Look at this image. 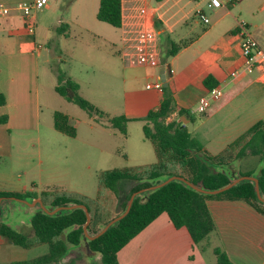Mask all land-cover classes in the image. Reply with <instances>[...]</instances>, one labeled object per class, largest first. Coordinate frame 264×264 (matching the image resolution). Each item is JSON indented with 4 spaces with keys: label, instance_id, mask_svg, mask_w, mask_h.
Masks as SVG:
<instances>
[{
    "label": "crops",
    "instance_id": "crops-1",
    "mask_svg": "<svg viewBox=\"0 0 264 264\" xmlns=\"http://www.w3.org/2000/svg\"><path fill=\"white\" fill-rule=\"evenodd\" d=\"M24 1L31 2L32 0H0V4L15 6ZM87 2L89 0H72L70 6L73 7L77 4L78 11L81 12ZM92 2L95 5L93 10L97 19L95 27L90 28L80 22L77 24L88 28L89 31L110 43H115L118 37L122 44V27H115L120 34L114 36L113 31L102 24L106 22L100 21L97 17L100 0H92ZM208 2L209 0H163L161 2L155 0H122V8L125 9L126 13L133 11L137 5H146L151 21L155 26V21L159 23L156 28L159 33L161 49L166 41L170 46L172 42L177 43L176 39L186 43V45L175 55L165 59L162 49L161 63L156 67L125 64L124 80L129 96L126 100L124 113L117 115H124L130 121L141 122L143 130L144 123L141 118L147 116L150 111L158 109L168 98L172 99L173 110L167 117V121L169 118L181 119L180 111L182 110L193 113L199 98L208 93L209 86L212 84L224 88V97L212 102V105L215 104L216 106L225 105L252 87L255 89L261 85L259 81H262L260 76L264 72L263 67L258 68L253 74L239 77H232L231 73L240 70L244 65L241 37L238 33L239 22L248 23L252 35L264 51V0H225V6L219 8H210ZM48 4L49 2L44 8L34 11L36 18L35 34L28 31L26 22L19 11H14L11 16L0 18V93H4L6 96V104L0 106V118L4 116L8 118L6 122H0V143L10 137L14 126L24 129L31 127L40 117V94L33 75L37 71L38 56L42 48H35L36 44L40 43V33L43 31L44 37L47 38L49 37L47 32L55 30L59 35L68 38L71 37V24L67 22H78V18H71L66 21V17H62L58 20V27L56 28L52 18L49 20L48 16H45ZM198 10H202L206 16H208L206 10H212L215 16L214 22L212 23L208 16L210 22L205 24L197 15ZM197 24H203L205 28L185 42L189 32H196ZM42 28L43 30H41ZM167 68H170L171 72H168L166 79H164ZM3 75H5L4 79ZM158 76L164 82L163 91L147 88V84L156 81ZM207 79H209V84H206ZM206 114L209 115V113ZM258 121H264L262 114L248 122L246 131ZM107 126L111 125L108 123ZM236 139L229 140L234 142ZM139 144L140 149L137 151L136 160L131 167L135 168L134 172L147 176L148 172L160 163V153L153 141L146 137L140 138ZM239 149V146L234 147L232 152L222 157L221 155L227 150L225 148L221 153L212 156L217 158L218 166L228 168L232 175L239 174L238 172H242L241 169L236 170L234 167V164L240 167L242 163L243 158L238 159L236 157ZM204 150L206 151L205 147ZM163 163L161 172L173 170L186 174L184 170L179 169L178 164L172 163L167 158L163 159ZM261 167H259L258 173H260ZM0 190L9 191V189L3 188ZM106 191H108L107 196L96 198L99 199L98 204L92 206L84 202L91 210V229L95 227L102 229L100 224L116 217L114 215L117 214L118 197L114 191L107 187ZM107 197L110 198L108 201L111 204L106 207L104 212H108V214L104 216L99 211L104 206L102 199H107ZM34 198L36 196L32 199ZM207 204L216 224V231L208 239L199 245H195L186 227L177 228L168 214L162 213L118 252V264H215L216 256L213 251L215 246H220L236 264H264V214L249 202L241 199H208ZM110 213L112 214L111 217H109ZM14 227L21 231L23 224L20 222ZM32 231L35 235L34 229ZM213 237H215V242ZM2 240L6 239L0 235V246H3ZM35 243H40L37 237ZM32 245L34 243L29 239V246H16L30 248ZM72 246L66 256L70 257L72 262H64V264H79L73 262V259H78L82 253L81 250H84L88 256V264L90 256L101 259V256L98 255L100 253L90 252L85 242L80 246ZM209 251L212 253L211 256H207ZM3 252H5L4 249L0 250V255ZM0 260H2L1 257ZM12 262L16 261H1L0 264Z\"/></svg>",
    "mask_w": 264,
    "mask_h": 264
},
{
    "label": "rangeland",
    "instance_id": "rangeland-1",
    "mask_svg": "<svg viewBox=\"0 0 264 264\" xmlns=\"http://www.w3.org/2000/svg\"><path fill=\"white\" fill-rule=\"evenodd\" d=\"M71 1L50 0L48 9L45 10V16H48L49 20L52 18L56 28L58 20L62 17H66V21L78 18V22H67L71 24V37L68 38L59 35L55 30L47 32V38L44 37L43 31L40 33L42 48L38 56L37 71L33 74L40 94V117L31 127L24 129L14 126L10 137L0 143V188L12 192L25 191L23 193L29 194H24L23 200L32 202V197L36 196L48 208L55 197L62 195L82 199L92 206L98 204L99 199L96 198L108 194L103 183L105 173L113 169L134 172L135 168L131 166L140 149V138H145L141 122L130 121L126 135L117 128L107 126L105 117L91 115L55 90L57 85H65L66 79H72L79 84L81 96L110 116L124 113L129 96L124 80L126 62L121 54L120 40L117 37L115 43H110L88 28L78 25L80 22L87 27H95V5L89 0L83 6L82 13L78 11L77 4L70 6ZM206 11L213 23V11ZM102 24L110 28L114 36H119L118 29L108 23ZM204 28L203 24H197L196 32H189L184 41L195 37V33ZM176 42L181 43L179 39H176ZM164 44L163 53L165 48L170 47L167 41ZM2 77L4 79L5 75ZM259 83L261 85L255 89L252 87L225 105H212L209 115L197 113L195 109L190 113L195 118L193 136L204 144L205 155L212 157L209 160L215 169L221 170L223 166H218L217 158L212 155L221 153L226 148V152L221 156H227L234 147H238L237 140L247 132L248 122L261 114L264 116V82ZM55 111L69 116V123L76 130V136L56 130ZM237 137L239 138L236 139ZM232 138L236 140L230 142L229 139ZM261 166H264V161L252 155L243 158L240 167L234 164L235 169H241L242 172L257 169L253 176L259 175ZM223 169L228 170L226 167ZM135 183L133 180L119 182L121 200ZM109 199H102L104 206L99 212L104 216L108 214L104 212L106 207L111 204ZM118 200L117 214L112 213L114 216L122 212L121 200ZM38 209L39 205L31 206L13 198L2 201L1 219L14 226L22 222L24 228L21 227V231L28 235L34 245L22 248L2 240L3 246H0V250L4 249L5 252L0 255V262L28 260L48 252V245L35 243L36 237L32 233L31 218ZM112 214L110 213L109 217ZM104 224L100 226L103 228ZM98 229L100 227L92 230ZM81 251L78 259H73V262L88 264V256L84 250ZM211 254V251L207 252V256ZM88 260L89 264H104L102 258L97 259L96 256H90ZM64 262L70 263L72 259L66 257L58 264Z\"/></svg>",
    "mask_w": 264,
    "mask_h": 264
},
{
    "label": "trees",
    "instance_id": "trees-1",
    "mask_svg": "<svg viewBox=\"0 0 264 264\" xmlns=\"http://www.w3.org/2000/svg\"><path fill=\"white\" fill-rule=\"evenodd\" d=\"M155 1L161 2L163 0ZM97 17L100 21L121 28L123 24L122 0H100ZM155 24L156 26L159 25L156 21ZM185 45L184 42H172L169 48L164 49V59L175 55ZM206 84H209V79L206 80ZM213 86L215 85L212 84L209 88L211 89ZM55 90L91 115L105 117L112 127L127 134L130 119L124 115L110 116L99 109L79 94L77 82L66 79L65 85H57ZM223 97L224 95L220 99ZM4 104H6V96L4 93H0V106ZM172 110V99L168 98L158 109L150 111L147 116L141 118L144 123L145 137L153 141L160 153V163L157 167L152 168L147 176L120 169L109 170L104 175V185L113 190L120 200L122 192L119 182L121 180L136 182L120 202L121 213L126 210L134 192L161 183L173 175H182L193 184L206 190H217L232 182L233 175L229 169L219 170L213 167L214 164L209 160L212 157L205 155L204 144L193 136V131L184 126L179 118L170 122L167 121ZM183 115H186L191 122L195 121L189 111H180V117ZM7 120V116L0 118V122ZM54 126L56 130L62 133L76 136V130L69 123V116L61 111L54 113ZM237 142V146L240 147L236 156L238 159L253 155L264 161V121L255 123ZM165 158L174 164H178L186 174L173 170L161 172L160 169L164 165L163 159ZM254 173L255 171H246L241 172V175H255ZM257 176L261 193L264 196V166L261 167ZM24 194L29 193L0 190V197H5V199L23 198ZM208 199L245 200L264 214V202L258 198L255 182L252 180H242L225 191L208 194L175 179L157 189L138 194L133 201L130 212L93 240H86L84 235L83 227L87 221V214L83 208L64 209L55 214H49L39 206L31 218V223L38 241L48 245V252L29 260L16 261L10 264H57L68 255L71 245L80 246L84 242H88L92 252L101 254L104 264H118V252L162 213H167L177 228L186 227L194 244L199 245L216 231V224L207 204ZM77 203L84 202L71 196L62 195L54 198L51 207L56 208ZM89 211H91L90 208ZM100 230L101 228L93 231L90 224L88 226L90 234H96ZM0 235L10 243L24 247L29 246L28 236L2 219H0ZM213 251L216 256L215 264H236L220 246H215Z\"/></svg>",
    "mask_w": 264,
    "mask_h": 264
},
{
    "label": "built area",
    "instance_id": "built-area-1",
    "mask_svg": "<svg viewBox=\"0 0 264 264\" xmlns=\"http://www.w3.org/2000/svg\"><path fill=\"white\" fill-rule=\"evenodd\" d=\"M49 0H32L31 2H19L15 6L0 4V18L8 17L14 11H19L25 22L28 31L35 34L36 18L34 11L42 9ZM210 8H219L225 6V0H209ZM133 11L125 12L122 8V57L129 66H149L156 67L161 63L162 49L159 40V33L150 19L149 11L145 4L137 5ZM125 12V14H124ZM200 19L208 24L210 19L202 10L197 11ZM238 33L241 37V51L244 57V65L240 70L231 73L232 77L253 74L258 68H264V51L260 48L258 41L252 35L248 23L241 21L238 23ZM42 45L37 43L35 48L40 49ZM264 70V69H263ZM171 72V69H170ZM264 82V72L260 76ZM147 88L163 91L164 82L160 76L154 82L147 84ZM224 95L222 86L211 88L207 94L201 96L195 107L197 113L207 112L212 102L219 100ZM174 119L168 120V122Z\"/></svg>",
    "mask_w": 264,
    "mask_h": 264
},
{
    "label": "water",
    "instance_id": "water-1",
    "mask_svg": "<svg viewBox=\"0 0 264 264\" xmlns=\"http://www.w3.org/2000/svg\"><path fill=\"white\" fill-rule=\"evenodd\" d=\"M168 72H170V68L166 69L164 77H163L164 79H166V75H167ZM179 121H182L184 126H187L190 131H193L194 124L186 116H182V118L179 119ZM175 179L181 180V181L187 183L188 185L192 186L196 190L204 192V193H208V194H217V193H220L222 191H225V190L231 188L232 186L236 185L237 183H239L242 180H252V181L255 182V189H256V193H257L258 198L261 201L264 202V196L261 193L260 182H259L258 176L234 174L232 182L230 184H228L227 186H225L223 188H220V189H217V190H206V189H203V188L193 184L190 180H188L186 177H184L182 175H173V176H170L169 178H167L166 180H164L161 183L154 184V185H152L150 187H146V188H143V189H140V190L134 192L131 195L129 203L127 205V208H126V210L123 213H121L118 216L112 218L98 233L90 234L89 231H88V226H89V224L91 222V214H90L88 206L86 204H84V203H77V204H72V205H63V206H58L56 208H52V207L48 208V207H46L44 205L42 200L39 199V198H34L32 202L23 200L22 198H18V197H11V198L17 199L19 201H24V202H26L27 204H29L31 206L39 205L45 212H47L49 214H55L58 211H61V210H64V209H74V208H78V207L83 208L86 211V214H87V221H86V223L84 224V227H83L84 228V235H85L86 240H93V239L99 237L100 235H102L103 233H105L107 231V229L111 225H113L114 223H116L117 221H119L120 219L125 217L130 212L132 204H133V201H134L135 197L138 194H140L142 192H145V191L157 189V188H159V187H161V186H163V185L167 184L168 182H170L172 180H175ZM4 199H5V197H0V202L2 200H4ZM85 243H86V246H87L88 250L90 252H92L90 250L88 242H85Z\"/></svg>",
    "mask_w": 264,
    "mask_h": 264
}]
</instances>
